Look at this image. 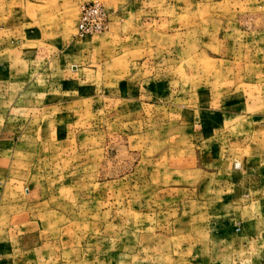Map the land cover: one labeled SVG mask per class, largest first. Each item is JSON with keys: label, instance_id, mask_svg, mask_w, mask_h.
<instances>
[{"label": "rangeland", "instance_id": "obj_1", "mask_svg": "<svg viewBox=\"0 0 264 264\" xmlns=\"http://www.w3.org/2000/svg\"><path fill=\"white\" fill-rule=\"evenodd\" d=\"M91 1L110 25L80 36ZM5 38L0 128L31 143L0 162L32 193L27 261L264 264V205L219 193L200 159L223 137L264 158V121H242L264 117V0H0Z\"/></svg>", "mask_w": 264, "mask_h": 264}, {"label": "crops", "instance_id": "obj_2", "mask_svg": "<svg viewBox=\"0 0 264 264\" xmlns=\"http://www.w3.org/2000/svg\"><path fill=\"white\" fill-rule=\"evenodd\" d=\"M75 24H77V20ZM10 29L12 28L10 27ZM30 37H24V41L17 47L20 60L16 62V64L12 63L16 72L26 73L32 69V63L27 60V51H24L22 47L28 48L29 42L32 41ZM11 42H14V38H12ZM8 45V41L5 38L4 43L0 44V51L2 48H8ZM40 64L44 66L42 60ZM6 66L5 64L4 67L6 68ZM15 67H17V69H15ZM14 70L9 69L8 74L0 72V78L10 83V80L15 78L12 74ZM72 70L75 71V67L72 66ZM7 79L10 80L8 81ZM16 79H21V77L17 76ZM9 102L12 104V101ZM238 117H240V115ZM242 117V121L247 122L249 126L252 127L264 121V117H253L251 120V116ZM236 118L237 117L234 119ZM14 119L19 120L20 118L15 117ZM1 129L2 128H0V155L4 154L11 156V154H16L19 151L25 150V148L27 149L31 143L30 136L25 131H19L17 128ZM252 131L253 130L250 129V132ZM254 135H256V130L253 131L251 138ZM190 141L186 139V143L192 144ZM221 141L222 144H219L217 146L218 150L215 151L217 154L215 157L211 150L201 153L200 157L202 165L214 166L217 169V172H208L209 174L216 173L217 175L214 179V184L217 185V191L222 194L229 193L232 199L235 197L242 200L244 199L249 202V205L258 204L261 207L264 205V158L260 157L254 161H251V159H244L239 153H242V150L249 145L247 146L244 143L240 144L239 142L228 144L225 137H223ZM226 146H229L231 155L229 152L227 154L225 153ZM251 154L256 153L251 151ZM240 158L243 162L240 161ZM0 159L5 158L0 157ZM7 161V164H1L0 162V264H27V262L32 264L30 259L27 261V257L25 256V253L29 251L27 248L32 247H23L22 241L26 233L34 230L33 221L29 219L31 215L30 208L32 206L31 200L33 197L30 192H22L20 187L22 181L18 179L17 176H5L8 170L13 167L12 165L14 163V160L11 159H7ZM236 161L240 162L241 165L236 166ZM1 165H3V167ZM249 205H247L245 209H248ZM18 216H20V219L18 218L16 220L15 218ZM46 246L47 245L44 244L41 247V251L43 248L45 249ZM40 263L48 264V259L41 257Z\"/></svg>", "mask_w": 264, "mask_h": 264}, {"label": "built area", "instance_id": "obj_3", "mask_svg": "<svg viewBox=\"0 0 264 264\" xmlns=\"http://www.w3.org/2000/svg\"><path fill=\"white\" fill-rule=\"evenodd\" d=\"M111 20L110 10L97 1L82 4L77 23V34L88 36L105 31Z\"/></svg>", "mask_w": 264, "mask_h": 264}]
</instances>
